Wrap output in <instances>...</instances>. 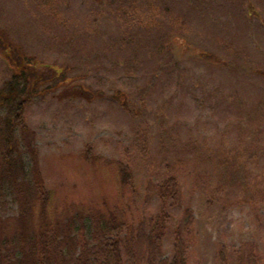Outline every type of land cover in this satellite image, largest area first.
Segmentation results:
<instances>
[{
    "label": "rangeland",
    "instance_id": "obj_1",
    "mask_svg": "<svg viewBox=\"0 0 264 264\" xmlns=\"http://www.w3.org/2000/svg\"><path fill=\"white\" fill-rule=\"evenodd\" d=\"M0 31L68 69L65 90L25 112L54 206L114 200L113 176L79 157L91 146L132 167L137 220L157 210L147 184L176 174L196 221L189 264L248 242L264 264V0H0ZM9 79L0 55V88Z\"/></svg>",
    "mask_w": 264,
    "mask_h": 264
},
{
    "label": "trees",
    "instance_id": "obj_2",
    "mask_svg": "<svg viewBox=\"0 0 264 264\" xmlns=\"http://www.w3.org/2000/svg\"><path fill=\"white\" fill-rule=\"evenodd\" d=\"M0 55L10 71L9 81L0 88V207L9 201L14 208L11 215L0 216V264H189L196 221L171 171L159 183L147 184L157 210L137 220L126 203L127 195L135 191L132 167L95 156L86 146L79 157L113 176L114 200L104 197L90 205L54 206L25 112L51 92L65 90L70 82L68 69L47 68L8 41L3 31ZM122 107L133 113L125 101ZM137 139V147L146 153L145 131L139 130ZM173 209L180 211L174 222ZM168 233L170 257L163 252ZM216 260L218 264H262V255L250 242L238 247L219 245Z\"/></svg>",
    "mask_w": 264,
    "mask_h": 264
}]
</instances>
